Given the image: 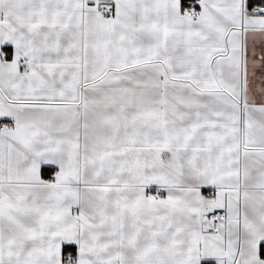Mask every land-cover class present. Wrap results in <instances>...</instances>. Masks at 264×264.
Masks as SVG:
<instances>
[{
  "label": "snow or ice",
  "instance_id": "1",
  "mask_svg": "<svg viewBox=\"0 0 264 264\" xmlns=\"http://www.w3.org/2000/svg\"><path fill=\"white\" fill-rule=\"evenodd\" d=\"M0 264H264V0H0Z\"/></svg>",
  "mask_w": 264,
  "mask_h": 264
}]
</instances>
